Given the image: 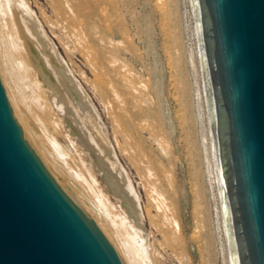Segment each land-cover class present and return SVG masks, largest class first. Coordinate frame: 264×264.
I'll return each mask as SVG.
<instances>
[{"label": "rangeland", "instance_id": "374dc122", "mask_svg": "<svg viewBox=\"0 0 264 264\" xmlns=\"http://www.w3.org/2000/svg\"><path fill=\"white\" fill-rule=\"evenodd\" d=\"M24 1L93 104L43 109L83 185L132 224L107 181L131 184L151 264H230L191 0Z\"/></svg>", "mask_w": 264, "mask_h": 264}, {"label": "water", "instance_id": "95a60500", "mask_svg": "<svg viewBox=\"0 0 264 264\" xmlns=\"http://www.w3.org/2000/svg\"><path fill=\"white\" fill-rule=\"evenodd\" d=\"M232 264H264V0H192ZM0 50V264H134Z\"/></svg>", "mask_w": 264, "mask_h": 264}, {"label": "bare ground", "instance_id": "6f19581e", "mask_svg": "<svg viewBox=\"0 0 264 264\" xmlns=\"http://www.w3.org/2000/svg\"><path fill=\"white\" fill-rule=\"evenodd\" d=\"M191 4H192V0H191ZM28 9L29 7L24 0H0V50L5 55L3 58L5 64L16 71L19 78L21 79L26 89L30 93L31 97L33 98L39 109L43 111V114L46 118H47V112L44 111L43 109L45 108V106L48 108L47 103L49 101L47 102V92L49 91L51 92V98H53L52 101H54L57 104L61 100L60 93H58L57 91V89L61 90L59 86H62L63 87L62 89H64L68 97H70V100H72V102L73 101L75 102V103L73 102L74 105L77 104L78 108L83 107V109L86 108L88 111H90V107L93 105L91 104L90 99L83 94V91L81 90L82 88H80L81 85L78 86L74 82L73 80L74 78H71L72 75L70 76L68 74V70L66 69L62 61L59 59L56 51L51 52L52 49L49 50L50 48L47 47V43L46 44L44 43L42 36H40L41 30L39 32L38 30L39 26L36 24L35 20L33 19L32 15L29 13L30 11H28ZM26 32H28L32 36L31 39L29 38L30 36H27L28 33L26 34ZM32 38L35 39V41L37 40V42H39L40 45L38 44L37 46L35 42L32 41ZM197 42H198V38H197ZM198 48H199V43H198ZM198 53L200 54V51ZM45 76H47V78H44ZM55 81H57V83ZM43 85L46 86L47 88L45 89ZM45 100L47 103L45 102ZM205 102H206V98H205ZM50 111L52 110L50 109ZM55 133L58 139H60L59 136L60 132L59 133L55 132ZM62 147L65 153L67 154L65 147L63 145ZM96 164L98 168L102 169L105 175H109L104 165L98 163L97 161ZM79 172L76 171V174L77 173L79 174ZM80 174L82 173L80 172ZM78 177L82 179L79 175ZM213 179L215 180L219 199L220 202L222 203V212H223L222 219L224 224V231L226 236H228L226 206L216 173L214 174ZM107 184L111 189V191L116 194L118 199H120L121 205L123 206L127 214L132 218V224L136 226L135 228L133 227L132 224H129V222L127 223L125 220V215H121L119 212L116 214L115 211L114 213H112L111 210H113L112 209L113 207H110L111 210L109 209L110 203L108 204L109 205L108 206L105 200H103V198L98 195L101 205L107 216L110 227L112 229L114 237L116 238L118 244L121 246V248L125 251V253L128 255V257L132 260L134 264H151L147 247L144 244V237L141 234V230L143 228L141 225L142 216L139 213L138 197L133 191L131 184L127 181V182H123L122 183L123 185L121 186L116 181L113 182V180L112 181L108 180ZM91 187L93 186L91 185ZM91 187H89L88 189H90ZM90 190L95 191L93 190V188H91ZM118 199L117 201H119ZM119 206L120 205H118V207ZM121 213L124 214V212ZM230 264H232L231 259H230Z\"/></svg>", "mask_w": 264, "mask_h": 264}]
</instances>
